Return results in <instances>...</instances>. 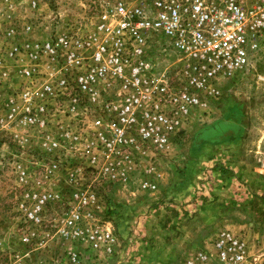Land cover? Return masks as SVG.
Instances as JSON below:
<instances>
[{"label": "built area", "instance_id": "built-area-1", "mask_svg": "<svg viewBox=\"0 0 264 264\" xmlns=\"http://www.w3.org/2000/svg\"><path fill=\"white\" fill-rule=\"evenodd\" d=\"M260 52L264 0H122L99 15L88 39L57 34L15 47L10 56L21 64L22 88L7 119L19 129L44 131L46 179L65 176L71 187L78 206L62 235L95 246L111 241L110 232L84 227L85 212L97 210L90 209L96 194L82 186L84 173L128 181L144 156L166 153L188 120L220 100L222 79L252 67ZM74 115L80 125L62 126ZM2 158L0 146V165ZM155 172L153 166L145 171L142 192L157 191ZM28 175L19 172L22 181ZM60 197L52 190L27 194L24 218L39 226ZM189 264L251 261L244 240L224 230Z\"/></svg>", "mask_w": 264, "mask_h": 264}, {"label": "rangeland", "instance_id": "rangeland-1", "mask_svg": "<svg viewBox=\"0 0 264 264\" xmlns=\"http://www.w3.org/2000/svg\"><path fill=\"white\" fill-rule=\"evenodd\" d=\"M122 0H0V264H189L208 252L221 231L239 235L251 264L264 260V52L253 66L220 81V100L200 109L183 125L166 153L144 156L128 181L112 183L88 170L81 181L96 194L84 227L111 234L98 246L66 238L60 230L78 202L65 176L46 179L42 129H19L8 121L10 101L19 94L20 63L15 47L57 34L88 39L102 12ZM14 32L15 35L10 34ZM2 72L8 75L1 79ZM63 119L80 125L81 117ZM231 120L236 129L213 142L201 134ZM55 123L53 127H56ZM56 135V134H55ZM217 153L203 157L206 144ZM154 156L153 159L151 157ZM76 163H83L73 158ZM156 169L158 189L140 190L145 171ZM20 170L29 172L22 181ZM150 176V175H149ZM60 194L33 226L22 212L29 193ZM226 192V193H225ZM84 217V216H83ZM77 257L74 260V257Z\"/></svg>", "mask_w": 264, "mask_h": 264}, {"label": "trees", "instance_id": "trees-1", "mask_svg": "<svg viewBox=\"0 0 264 264\" xmlns=\"http://www.w3.org/2000/svg\"><path fill=\"white\" fill-rule=\"evenodd\" d=\"M232 129H236V123L232 122L231 120L220 122L212 128L202 132L201 142H213V140L215 141L216 139L223 137L226 132Z\"/></svg>", "mask_w": 264, "mask_h": 264}, {"label": "crops", "instance_id": "crops-1", "mask_svg": "<svg viewBox=\"0 0 264 264\" xmlns=\"http://www.w3.org/2000/svg\"><path fill=\"white\" fill-rule=\"evenodd\" d=\"M215 152L217 153V148L216 147H214L213 145H211V144H206V145H204L203 147H202V149H201V155L203 156V157H210V156H212L213 154H215ZM226 193V192H225Z\"/></svg>", "mask_w": 264, "mask_h": 264}]
</instances>
